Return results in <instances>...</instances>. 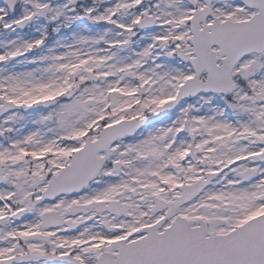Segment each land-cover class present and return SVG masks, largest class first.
I'll return each instance as SVG.
<instances>
[{
    "label": "snow or ice",
    "instance_id": "6c2138e0",
    "mask_svg": "<svg viewBox=\"0 0 264 264\" xmlns=\"http://www.w3.org/2000/svg\"><path fill=\"white\" fill-rule=\"evenodd\" d=\"M0 264H264V0H0Z\"/></svg>",
    "mask_w": 264,
    "mask_h": 264
}]
</instances>
